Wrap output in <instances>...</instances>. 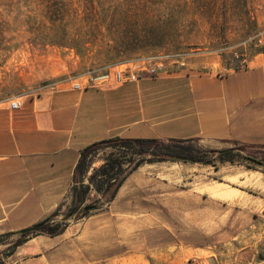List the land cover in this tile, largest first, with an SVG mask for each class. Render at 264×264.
<instances>
[{
  "label": "rangeland",
  "instance_id": "1",
  "mask_svg": "<svg viewBox=\"0 0 264 264\" xmlns=\"http://www.w3.org/2000/svg\"><path fill=\"white\" fill-rule=\"evenodd\" d=\"M259 53L264 0H0V107L122 70L147 78L151 56L167 57L159 72L226 74ZM250 165L145 164L144 187L128 180L103 211L30 239L4 264H264V166ZM219 183L237 193L211 196Z\"/></svg>",
  "mask_w": 264,
  "mask_h": 264
},
{
  "label": "crops",
  "instance_id": "2",
  "mask_svg": "<svg viewBox=\"0 0 264 264\" xmlns=\"http://www.w3.org/2000/svg\"><path fill=\"white\" fill-rule=\"evenodd\" d=\"M114 137L263 151L264 53L226 74L160 71L121 86L55 89L24 100L18 111L0 107V235L67 208L80 150ZM141 168L113 201L128 180L133 189L146 185L136 175ZM207 192L219 198L237 193L221 183Z\"/></svg>",
  "mask_w": 264,
  "mask_h": 264
},
{
  "label": "trees",
  "instance_id": "3",
  "mask_svg": "<svg viewBox=\"0 0 264 264\" xmlns=\"http://www.w3.org/2000/svg\"><path fill=\"white\" fill-rule=\"evenodd\" d=\"M194 140L161 139H124L119 137L92 143L80 150L79 159L73 171L72 186L69 191L67 213L70 219L78 214L77 219L89 218L103 211L115 199L119 189L127 178L145 164L173 162L212 166L231 164L254 170L250 164L264 166V161L245 155L250 148L235 144L231 149L204 150ZM108 149L98 167H92L98 151ZM264 153L263 151H258ZM62 205L45 220L15 233L0 235V245L7 236H14L12 245L0 250V264L14 254L21 245L36 236L56 237L64 232L67 221H59ZM63 216V217H64ZM69 219V220H70Z\"/></svg>",
  "mask_w": 264,
  "mask_h": 264
},
{
  "label": "built area",
  "instance_id": "4",
  "mask_svg": "<svg viewBox=\"0 0 264 264\" xmlns=\"http://www.w3.org/2000/svg\"><path fill=\"white\" fill-rule=\"evenodd\" d=\"M167 59L166 56H151L147 59L149 64L148 69L142 70L146 72L148 76H155L160 69H162L163 61ZM141 72V71H140ZM140 79L139 72H132V71H117L114 73L113 76L105 75L102 76L100 79L98 78H87L85 83H74L72 88L74 90L80 91L87 87H99L101 84L109 85L114 84L116 86H121L128 82H136ZM98 80H101L97 83ZM24 101L21 98H16L14 100L9 101L8 108L11 111H18L23 107Z\"/></svg>",
  "mask_w": 264,
  "mask_h": 264
},
{
  "label": "water",
  "instance_id": "5",
  "mask_svg": "<svg viewBox=\"0 0 264 264\" xmlns=\"http://www.w3.org/2000/svg\"><path fill=\"white\" fill-rule=\"evenodd\" d=\"M78 214H76V215H74V217H73V219H77L78 218ZM70 217H71V214H67V215H65L64 217H62V221H68L69 219H70ZM22 234V232L21 231H19V232H16L15 233V236H19V235H21Z\"/></svg>",
  "mask_w": 264,
  "mask_h": 264
}]
</instances>
